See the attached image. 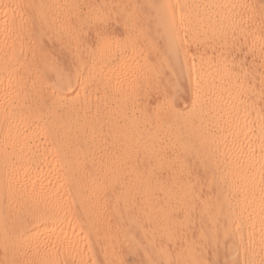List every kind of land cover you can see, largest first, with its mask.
Returning <instances> with one entry per match:
<instances>
[{
	"label": "bare ground",
	"instance_id": "obj_1",
	"mask_svg": "<svg viewBox=\"0 0 264 264\" xmlns=\"http://www.w3.org/2000/svg\"><path fill=\"white\" fill-rule=\"evenodd\" d=\"M262 8L0 0V264H264Z\"/></svg>",
	"mask_w": 264,
	"mask_h": 264
},
{
	"label": "rangeland",
	"instance_id": "obj_2",
	"mask_svg": "<svg viewBox=\"0 0 264 264\" xmlns=\"http://www.w3.org/2000/svg\"><path fill=\"white\" fill-rule=\"evenodd\" d=\"M250 1V3H251V5L253 6V7H256V8H262L263 6H264V0H249ZM259 5V6H258ZM261 5V6H260ZM263 10H264V7L262 8ZM130 254H131V256H130ZM134 256H136V258L134 257ZM127 257V258H126ZM125 257V259L126 260H128L127 261V263L126 264H130V263H132V264H141L140 263V261L142 260V257H140V255H133L132 253H127V256ZM130 258V260H129V258ZM135 258V259H134ZM140 258V259H139ZM137 260V261H134V260ZM140 261H139V260ZM139 261V262H138Z\"/></svg>",
	"mask_w": 264,
	"mask_h": 264
}]
</instances>
